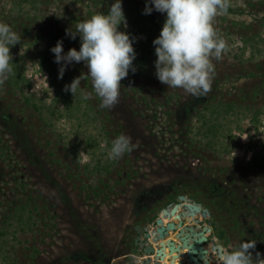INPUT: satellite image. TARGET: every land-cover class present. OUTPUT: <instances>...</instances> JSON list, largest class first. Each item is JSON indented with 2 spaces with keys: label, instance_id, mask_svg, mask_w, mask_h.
Masks as SVG:
<instances>
[{
  "label": "rangeland",
  "instance_id": "374dc122",
  "mask_svg": "<svg viewBox=\"0 0 264 264\" xmlns=\"http://www.w3.org/2000/svg\"><path fill=\"white\" fill-rule=\"evenodd\" d=\"M259 2L226 0L233 12L214 18L226 47L220 59L212 58L211 90L197 98L155 78L152 41L164 15H142L145 0H122L127 33L131 18L145 32L135 36L141 48L135 74L121 81L118 103L101 109L95 95L84 101L64 91L87 69L73 64L59 79L50 49L62 40L65 53L79 50V37L70 40L66 30L106 14L111 0H0V22L21 36L10 49L12 73L0 86V264H191L184 243L203 227L209 234L205 264H219L221 249L247 240H256L255 251L264 256ZM81 87L91 92L90 81ZM120 134L135 147L111 161L107 153ZM136 226L148 229L154 254L142 250L145 239ZM87 230L101 241L98 248L84 241ZM170 241L179 252L169 253Z\"/></svg>",
  "mask_w": 264,
  "mask_h": 264
},
{
  "label": "clouds",
  "instance_id": "9594fccd",
  "mask_svg": "<svg viewBox=\"0 0 264 264\" xmlns=\"http://www.w3.org/2000/svg\"><path fill=\"white\" fill-rule=\"evenodd\" d=\"M227 7L226 0H145L142 15H151L155 11L165 17L158 37L152 41L156 57L154 75L161 84L182 89L197 98L211 90L212 58L220 59L226 47L213 27V20L226 12ZM121 27L125 30H118ZM126 29L122 0H111L106 14H94L76 24L74 31L66 30L65 36L70 40L79 37L80 47L79 50L70 48L65 53L63 41L58 40L50 49L53 62L59 65L58 78L62 79L66 70L81 62L87 73H81L65 85V92L72 97L79 93L84 101L95 95L100 100L101 109H112L118 103L121 81L129 72H136L133 45L137 40ZM20 43L21 36L10 25L0 22V86L12 73L10 49ZM85 80L90 81L91 92L81 87ZM134 147L131 137L120 134L111 141L107 157L118 161ZM256 243V240H247L232 251L221 249L219 264H264V256L255 251Z\"/></svg>",
  "mask_w": 264,
  "mask_h": 264
},
{
  "label": "trees",
  "instance_id": "16d2710c",
  "mask_svg": "<svg viewBox=\"0 0 264 264\" xmlns=\"http://www.w3.org/2000/svg\"><path fill=\"white\" fill-rule=\"evenodd\" d=\"M259 5H261V6H264V3L263 2H259L258 3V5H257V7L259 8ZM227 10L228 11H230V12H233V10H232V8H230V7H227ZM239 11V13H242V11L241 10H238ZM131 22H132V24H131V26H130V29H129V33H130V36L131 37H135L137 34H144V30H142V29H140V28H136L135 26V24L133 23V20H132V18H131ZM143 28H145V26L143 25L142 26ZM149 40L150 41H152L153 39L152 38H149ZM133 47H134V50H135V52L137 53L139 50H141V48H140V46H138L137 45V43H135L134 45H133ZM143 48H145V46H142ZM138 48H139V50H138ZM24 84V83H23ZM256 97V96H255ZM227 109H231V107L230 106H227L226 107ZM1 118L6 122L8 119H7V117L5 116V115H2L1 116ZM211 131H212V129H211ZM91 142H92V146H95V147H97L98 146V144H96V142H95V140L94 139H92L91 140ZM264 166V165H263ZM263 166H262V168H263ZM21 186H23V185H21ZM213 188H215V187H213ZM60 192V199L62 200V202L64 203V204H66L67 206H68V204L70 203V199L68 198V196H67V194L65 193V192H61L60 190H58V193ZM247 199V201H249L248 200V198H246ZM195 201V200H194ZM248 209H252V207H251V205L249 204L248 205V207H247ZM21 210L23 211V212H25V208L24 207H21ZM255 210V209H254ZM70 215H71V217L72 218H74V217H76L75 216V214H73V213H71L70 212ZM76 220H74V223H75V225L76 224H78V229L77 230H80L81 229V225H79V222L77 221V222H75ZM241 222H239V221H237V224H236V227H237V225H239ZM247 225H251V227L253 226V224L252 223H247ZM83 230H85L84 228H82ZM76 230V231H77ZM216 233H217V236L219 237V238H221L222 240H224L225 242H228L226 239H225V236H224V234L221 232V231H219V232H217L216 231ZM91 233L87 230V234L85 235V236H83V238H84V241L85 242H89V246H93L94 248H98V246H100V244H101V241L99 240V239H97V238H93V236L92 235H90ZM131 246L134 248V249H136V247H135V245H134V242H132L131 243ZM133 249V250H134ZM135 251V250H134ZM118 256H120V254H118ZM125 264V263H124ZM127 264V263H126Z\"/></svg>",
  "mask_w": 264,
  "mask_h": 264
},
{
  "label": "water",
  "instance_id": "95a60500",
  "mask_svg": "<svg viewBox=\"0 0 264 264\" xmlns=\"http://www.w3.org/2000/svg\"><path fill=\"white\" fill-rule=\"evenodd\" d=\"M180 199L182 201L185 200L184 197H180ZM194 206V210H198L199 206H196L195 204L193 205ZM157 223L160 224V221H157ZM136 229L140 230L142 233H144V238H146L145 241H142L140 244H141V247L143 246L144 247V253H147L149 255L151 254H154L155 253V249L152 247V243L148 244V239H149V234H148V229L147 228H143V229H140L139 226H136ZM204 232L205 230L202 229L201 231H196L194 232V241L190 244H187V243H184V245H186L189 249V253H188V260L191 262L192 260L194 262H197L198 260H201L204 255L206 254V250L203 248L202 246V243L203 242H206L207 238L204 236ZM147 244V245H146ZM180 249L178 246H176L174 244L173 241H170L169 242V253L172 254L174 252H179ZM179 264H184L183 261H180Z\"/></svg>",
  "mask_w": 264,
  "mask_h": 264
},
{
  "label": "flooded vegetation",
  "instance_id": "af4514ba",
  "mask_svg": "<svg viewBox=\"0 0 264 264\" xmlns=\"http://www.w3.org/2000/svg\"><path fill=\"white\" fill-rule=\"evenodd\" d=\"M199 225H203V221H200L199 222ZM143 229V228H142ZM202 229H204L205 230V233H204V235L206 234V228L205 227H203ZM144 233L145 232H143L142 234L144 235ZM206 237V236H205ZM180 238H182L183 239V241H185L186 240V235L183 233V234H181L180 235ZM207 238V240H206V242H203L202 243V246H203V248L205 249V244L207 243V241H208V236L206 237ZM145 240H146V238H144ZM188 244H190L189 242H188ZM142 250L144 251V247L142 246ZM206 250V249H205ZM208 254V251L206 250V254L204 255V257L206 256ZM152 255V254H151ZM120 257V256H119ZM204 257L201 259V260H198L197 262H194L193 260L191 261V264H205L204 263ZM123 258L125 259V255H123ZM103 264V263H102Z\"/></svg>",
  "mask_w": 264,
  "mask_h": 264
},
{
  "label": "built area",
  "instance_id": "2783aa9c",
  "mask_svg": "<svg viewBox=\"0 0 264 264\" xmlns=\"http://www.w3.org/2000/svg\"><path fill=\"white\" fill-rule=\"evenodd\" d=\"M207 236L209 237V234Z\"/></svg>",
  "mask_w": 264,
  "mask_h": 264
}]
</instances>
